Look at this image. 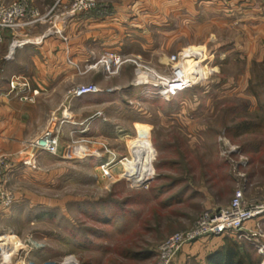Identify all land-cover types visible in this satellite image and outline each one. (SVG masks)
I'll return each mask as SVG.
<instances>
[{
	"label": "rangeland",
	"instance_id": "rangeland-1",
	"mask_svg": "<svg viewBox=\"0 0 264 264\" xmlns=\"http://www.w3.org/2000/svg\"><path fill=\"white\" fill-rule=\"evenodd\" d=\"M191 51L179 53L193 59ZM229 57L211 75L199 59L183 62L185 71L198 66L200 78L208 77L212 83L208 101L196 108L193 99L202 88L194 86L169 101L134 103L136 128L127 123L130 118L120 119L119 127L128 131L118 135L122 140L111 144L87 138L90 143H80L88 150L84 160H70L52 182L31 184L32 196L22 197L0 219V234L30 241L22 255L24 264H62L67 258L75 264H156L158 246L166 238L190 229L206 210L227 206L238 188L247 200L264 198V67L248 65L233 52ZM140 64L159 74H167L172 66L160 72ZM244 73H249L260 100L238 97L236 90L234 96L220 98L223 90L215 82L232 78L237 82ZM248 85L242 92L246 95L251 94ZM141 131L147 150L143 164L147 180L150 177L146 185L138 186L142 180L136 168L122 170L133 180L122 171L109 175L103 172L106 168H99L92 156L96 149L109 159L132 161L129 142ZM218 164L224 165L226 182H214L220 175ZM188 260L183 264H204Z\"/></svg>",
	"mask_w": 264,
	"mask_h": 264
},
{
	"label": "crops",
	"instance_id": "crops-1",
	"mask_svg": "<svg viewBox=\"0 0 264 264\" xmlns=\"http://www.w3.org/2000/svg\"><path fill=\"white\" fill-rule=\"evenodd\" d=\"M14 1L0 0V5ZM27 1L44 13L55 0ZM43 31L44 26L36 25L18 33L0 34V157L7 158L13 166L8 187L14 193V204L20 203L22 197L32 196L28 191L31 184L52 182L63 174V166L70 160L79 162L88 156L86 145L77 143L67 149L69 132H75L74 139L78 141L88 138L116 143L122 140L118 139L122 131L128 133L120 128V119L130 118L127 123L136 128L133 104L152 100L146 95V87L133 84V66L129 63L109 78H104L101 70L79 74L76 67L82 70L89 60L113 52L165 72L170 66L169 57L188 48L198 54L203 67L209 66V75L218 73L231 52L244 58L248 65H259L264 59V10L260 0H99L95 11L68 21L66 41L51 39L46 50L26 45L8 56L13 39L37 37ZM230 32L234 38H230ZM249 77V73H244L237 82L233 78L215 82L223 90L220 98H230L236 90L238 97L255 100L244 94ZM207 78L195 86L202 88L201 95L196 93L193 99L196 108L211 97L212 83ZM15 79L17 86L12 89L10 83ZM23 83L27 84L25 88ZM86 84H94L99 92L68 103L72 124L62 128L60 156L24 149L27 140L42 132L67 91ZM231 87L236 88L231 91ZM198 115L195 109V118ZM96 151L92 156L97 164L107 163L109 158ZM7 211L0 213V219ZM226 238L235 237L224 234L184 248L176 264L188 259L204 263L208 255L223 246Z\"/></svg>",
	"mask_w": 264,
	"mask_h": 264
},
{
	"label": "built area",
	"instance_id": "built-area-1",
	"mask_svg": "<svg viewBox=\"0 0 264 264\" xmlns=\"http://www.w3.org/2000/svg\"><path fill=\"white\" fill-rule=\"evenodd\" d=\"M264 10V0H260ZM99 0H55L52 6L44 13H39L27 0H16L8 5H0V34L3 31L18 33L20 30L29 29L36 25L44 26V31L37 37H25L20 40L13 39L9 45L8 56L12 57L14 50L26 45L38 46L47 49V41L60 39L66 41L65 28L68 21L78 15L89 14L98 7ZM186 53H178L169 57L172 64L167 74H159L149 66L140 64L136 59L123 55L105 52L97 58L89 60L79 70V74L93 70H101L104 78L116 75L122 65L131 63L135 66V80L133 84L147 88L146 95L151 99L169 101L180 93L188 90L198 83L201 78L198 75V66L185 71L183 62L200 59L195 54L191 58ZM73 65L71 61H68ZM15 79L10 83L14 89L17 85ZM27 84L23 83L22 87ZM99 89L95 85H79L72 87L64 96L59 109L52 113L42 132L36 137L27 140L23 148L32 149L36 153H46L59 157V145L64 125L72 124L68 103L72 99H79L86 95L96 94ZM83 129L81 132H84ZM73 131L68 133V145L77 143H90V140H75ZM72 146H68L67 149ZM129 151V149H128ZM33 160V158H31ZM122 161L129 162L127 159ZM119 160L111 158L107 163L98 165L106 174L117 164ZM121 162V161H120ZM13 166L5 157H0V213L7 211L14 204L15 196L8 187L9 172ZM126 179H132V174L126 175ZM150 177L148 178V180ZM141 181L138 186H144L148 182ZM264 218V198L247 200L242 188H238L227 206L209 209L188 230L177 232L166 238L157 249L156 264H173L177 255L186 247H191L203 239H208L224 234L234 235L238 240L252 244L256 253L261 257L259 264H264V229L261 221ZM30 241H20L12 234H0V264H24L22 255L27 254L26 244ZM73 262L72 258H67ZM62 263L64 264L66 260ZM30 264V263H29ZM43 264H52L49 262ZM73 264H75L73 262Z\"/></svg>",
	"mask_w": 264,
	"mask_h": 264
},
{
	"label": "trees",
	"instance_id": "trees-1",
	"mask_svg": "<svg viewBox=\"0 0 264 264\" xmlns=\"http://www.w3.org/2000/svg\"><path fill=\"white\" fill-rule=\"evenodd\" d=\"M256 66H260V68L264 67V59ZM262 73L264 76V69H262ZM248 84V89L251 91L250 95L253 96L256 101L260 100V94L257 93L255 88H252L254 86L251 85L250 80ZM223 168L224 165H217L216 170L218 171V174L220 173V175L218 178H215V183H222L228 180L227 175L222 171ZM190 260L193 261L194 259H189L188 261ZM259 262L260 257L251 245L246 242L239 241L236 238H226L222 247L205 258L204 264H259Z\"/></svg>",
	"mask_w": 264,
	"mask_h": 264
},
{
	"label": "bare ground",
	"instance_id": "bare-ground-1",
	"mask_svg": "<svg viewBox=\"0 0 264 264\" xmlns=\"http://www.w3.org/2000/svg\"><path fill=\"white\" fill-rule=\"evenodd\" d=\"M129 143H130L129 152L133 154V160L127 163L122 161L118 162L117 164L112 166V168L108 171V174L111 175L115 171H122V170H129L131 172L134 171V168H136V173L140 176L141 180L146 181L147 170H146V166H144L143 164V160L145 159V156L147 154L146 137L144 132L141 131L140 135ZM64 264H73V262H71V260H66Z\"/></svg>",
	"mask_w": 264,
	"mask_h": 264
}]
</instances>
